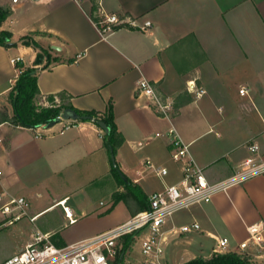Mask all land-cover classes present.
<instances>
[{"label": "crops", "instance_id": "0c3cea01", "mask_svg": "<svg viewBox=\"0 0 264 264\" xmlns=\"http://www.w3.org/2000/svg\"><path fill=\"white\" fill-rule=\"evenodd\" d=\"M0 5L12 11L1 26L11 31L12 44H0V111L6 110L9 117L14 108L7 94L18 76L13 58L21 56L26 66L40 68L37 82L45 102L48 95L65 91L76 108L105 111L112 100L115 123L125 137L115 152L117 164L148 196L181 179L182 165L172 158V129L190 144L194 159L211 182L240 170L248 157L264 162V0H102L105 12L135 21L105 33L92 18L90 0H0ZM146 21L151 24L141 28ZM35 31L44 32L34 38L49 56L40 47L22 42V36ZM53 44L61 49L52 48ZM40 53L45 57L37 64ZM56 57L62 61L54 63ZM73 57L74 62L65 61ZM49 60L50 67L41 68ZM144 78L173 100L170 118L159 115L150 99L138 94L137 86ZM242 87L245 93L240 92ZM198 89L204 92L197 95ZM75 122L68 127L65 120L52 127H30L0 117V195L4 200L24 196L29 201L26 223L23 217L13 224L6 222L1 212L4 200L0 201V232L21 225L12 234L18 238L14 253L32 241L36 232L65 245L133 216L124 201L113 200L114 192L123 186L111 172L105 131L93 120ZM253 143L256 151L249 147ZM147 162L166 167L168 173L158 175ZM108 175L117 187L107 212L118 209L116 218L68 239L50 227L24 229L48 209L69 219L64 210L69 206L75 218L70 224L95 214L89 211L86 196L78 199L77 193L85 186L101 187L100 179ZM41 192H47V202L35 211L29 196ZM187 208L169 216L163 226L167 255L172 249L183 252L180 262H171L210 257L220 250L218 240L223 237L228 238L226 251L264 261V227L260 243L240 245L250 236L247 226L259 222L264 226V172ZM192 222L201 227L179 231L182 224ZM134 246L122 253V264L135 261ZM141 261L146 264L145 258ZM165 263L169 264V258Z\"/></svg>", "mask_w": 264, "mask_h": 264}, {"label": "built area", "instance_id": "2783aa9c", "mask_svg": "<svg viewBox=\"0 0 264 264\" xmlns=\"http://www.w3.org/2000/svg\"><path fill=\"white\" fill-rule=\"evenodd\" d=\"M90 1L97 4L98 19L93 20L102 33L118 26L135 25V21L128 16L105 12L102 9V0ZM150 24V21H146L141 28ZM13 61L14 64L17 61L24 62L21 56L14 57ZM246 91L245 87L240 89L241 93ZM137 92L150 99L159 115L171 117L174 111L173 100L163 97L153 82L146 78L140 80ZM203 92L204 89H198L197 95ZM58 117L60 122L65 120L64 126L66 127L76 123L73 119L62 118L61 114H58ZM171 133L172 158L182 165V176L179 182L166 184L163 189L152 192L149 195V208L136 213L127 221L113 228L71 244L59 245L49 240V237L44 234L36 232L32 241L26 243L18 252L8 256L3 264H113L118 253L115 244L122 236L137 231V236L141 237V251L146 258V264H162L160 257L164 252L163 244L167 240L163 226L169 216L192 204L209 201L214 194L226 191L230 186L242 182L254 174L264 172V162L257 163L253 157H248L242 162L240 170L220 181L211 182L207 178L204 168L194 159L190 144L183 141L175 129H172ZM157 135L160 133L158 132ZM1 142H3V138L0 137ZM249 147L252 151H256L258 148L255 143L250 144ZM147 166L160 176L168 173V169L164 166H154L150 162H147ZM3 200V195H0V201ZM28 208L29 201L26 197L9 196L4 200L1 212L6 215V222L13 224L28 215ZM64 210L69 220L75 221L69 206H64ZM30 219L33 221L35 216H31ZM200 227L198 222L185 223L179 227V231L190 232ZM263 227L260 222L247 226L250 236L240 244L241 247H246L248 241L260 243ZM218 246L220 251H225L228 247V238H220Z\"/></svg>", "mask_w": 264, "mask_h": 264}, {"label": "trees", "instance_id": "16d2710c", "mask_svg": "<svg viewBox=\"0 0 264 264\" xmlns=\"http://www.w3.org/2000/svg\"><path fill=\"white\" fill-rule=\"evenodd\" d=\"M11 9L7 6L0 5V44L10 46L11 31L3 29L2 22L9 17ZM120 15V14H119ZM125 16V15H120ZM92 18L97 20V4L93 3L92 6ZM35 34H44V32H30L22 36V42L32 44L35 47H40L42 51L49 52L47 48H43L35 40ZM76 57L65 59L68 63L74 62ZM59 57L54 58L53 62H61ZM47 61L41 68H48L53 63ZM16 68L18 69V76L15 79L14 85L7 94L8 99L13 105V116L9 117L6 110L0 111L1 119L8 120L14 124L25 125L30 127H38L40 125H46L50 121L56 120L58 114L65 109L76 110L81 115L89 116L90 119L97 122L98 120H104L110 127V132L104 134L105 145L108 148L109 154H115L116 150L124 143L125 137L118 130V127L114 120L113 102L110 100L107 104L105 111L96 109L82 110L73 106L71 102V95L65 91L50 94L47 96L51 102L50 106H41L37 102L38 96L42 95L38 87V72L40 68L35 66H26L24 62H16ZM175 107V105H174ZM111 172L116 178L119 186H123V189H118L113 194L114 203L124 201L132 215L145 210L150 207L149 196L142 190L140 185L132 181L127 175H125L118 165L112 164ZM137 232L127 234L119 239V243L115 244L118 250L117 256L113 261V264H122L123 255L128 249H130L137 238ZM61 245V244H59ZM122 255V256H121ZM182 264H264L263 260H257L246 253L239 251H215L210 257L196 256Z\"/></svg>", "mask_w": 264, "mask_h": 264}, {"label": "rangeland", "instance_id": "374dc122", "mask_svg": "<svg viewBox=\"0 0 264 264\" xmlns=\"http://www.w3.org/2000/svg\"><path fill=\"white\" fill-rule=\"evenodd\" d=\"M40 35V34H39ZM34 36V35H33ZM46 102L43 101L42 95L38 96L37 102L41 106H50L51 102L48 100L46 97ZM112 176L108 175L106 178H101L100 180L102 181L101 184L102 186L99 188H94V186H85L82 190H80L77 193L78 199H81L82 196H86V203L88 204V209L89 211L95 212V214L90 215L89 217L83 218L80 221H77L76 223L70 224L69 219L66 218H60L58 214H56L54 211H49L50 209L44 211L39 215V217L35 220L34 223H29L28 225L24 226V229L27 231H32L33 226L37 229V227H50L54 228L55 232L60 231L62 234H64L65 237H68L70 235H78L80 232L84 231L85 228L91 227V226H96L101 222H105L108 219L116 218L117 214L119 212L118 209H116L113 213L107 212V209L112 206V194L113 191L116 189V182L115 184L112 183ZM47 192H41L40 195H36L34 197L29 196L31 199V206L35 211L40 210L41 208L44 207V205L47 202ZM188 208L181 209L177 212H175L173 215L183 213L185 210ZM125 210V209H123ZM109 214V215H108ZM108 215V216H107ZM100 216V217H98ZM26 217L23 218V222L26 223ZM17 226L21 225H12L11 227L8 228H2L5 231L0 232V259L3 257L13 254L15 251V241L18 240L17 237H15L13 234V231L17 229ZM56 229V230H55ZM59 232V233H60ZM163 244L164 247V252L160 257V262L162 264H166L167 258H169V264H175L176 259L179 260L182 259L180 256L183 252L182 251H175L172 249L171 253H169V245ZM134 259L135 261L132 262V264H141L143 263L142 261L140 262L141 259H144L145 256L142 254L141 251V237L137 236L136 241L134 242ZM140 246V248H139ZM167 246V248H166ZM22 249V248H21ZM186 247H184L185 251ZM226 251V250H225ZM144 257H140L141 255ZM249 255V254H248ZM181 258H180V257ZM254 258V256L249 255ZM184 257V256H183ZM146 259V258H145ZM162 259V260H161ZM188 259V258H187ZM171 260H175V263L171 262ZM184 261V260H183ZM181 261V262H183ZM146 263V261L144 262ZM131 264V263H129Z\"/></svg>", "mask_w": 264, "mask_h": 264}, {"label": "water", "instance_id": "95a60500", "mask_svg": "<svg viewBox=\"0 0 264 264\" xmlns=\"http://www.w3.org/2000/svg\"><path fill=\"white\" fill-rule=\"evenodd\" d=\"M52 48L54 49H61L60 46L58 45H52ZM45 57L44 53H40L38 54V57H37V64H41L42 61H43V58ZM62 118L64 119H73V120H88L90 119L89 116H86V115H81L79 114L76 110H73V109H65L63 112L60 113ZM60 122V118L57 116L56 120L54 121H50L46 124L47 127H52L54 126L56 123ZM97 124L106 132V133H109L110 132V127L106 124V122L104 120H98L97 121ZM111 160H112V163L114 165H118L117 164V161H116V156L115 154H111Z\"/></svg>", "mask_w": 264, "mask_h": 264}]
</instances>
